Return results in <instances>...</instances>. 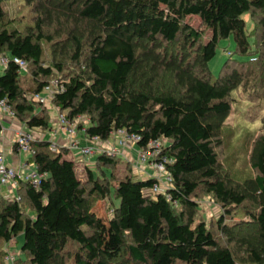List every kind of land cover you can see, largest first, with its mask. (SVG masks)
Here are the masks:
<instances>
[{
  "label": "trees",
  "instance_id": "1",
  "mask_svg": "<svg viewBox=\"0 0 264 264\" xmlns=\"http://www.w3.org/2000/svg\"><path fill=\"white\" fill-rule=\"evenodd\" d=\"M5 1L0 57L9 63L0 102L26 132L36 138L52 130L48 108L33 100L48 97L90 142L106 143L118 131L139 137L138 150L163 142L158 160L172 179L157 195L154 178L111 182L105 170L120 158L106 153L96 154L95 167L108 183L89 168L80 178L69 148L53 152L51 140L36 138L27 163L42 176L39 188L22 179L14 198L0 194V245L23 235L12 264H264V118L250 152L254 177L235 181L217 155L233 95L255 72L230 68L227 59L214 78L209 67L220 41L232 38L240 63L256 59L250 67L263 73L264 0H25L36 16L24 32L5 24ZM246 14L258 39L246 29ZM194 17L201 27L187 22ZM44 43L51 46L48 65ZM14 59L26 63L24 78ZM85 117L88 124L76 125ZM201 196L224 212L215 223L221 238L198 221ZM109 197L119 205L105 229L94 209ZM240 214L245 218L227 224ZM105 230L114 244L104 242ZM6 257L0 249V264Z\"/></svg>",
  "mask_w": 264,
  "mask_h": 264
},
{
  "label": "rangeland",
  "instance_id": "2",
  "mask_svg": "<svg viewBox=\"0 0 264 264\" xmlns=\"http://www.w3.org/2000/svg\"><path fill=\"white\" fill-rule=\"evenodd\" d=\"M3 11L6 15V23L9 29H18L20 31H25L28 28H31L35 24V13L33 12V7L29 6L25 0H8L2 3ZM243 19L246 21L247 26L246 29L251 37H256L258 39V31L256 30L257 23L253 21L249 14L243 16ZM187 22L190 25L199 28L200 20L196 17L188 18ZM44 48V61L45 64L48 65L51 56V46L47 43L43 44ZM253 49L258 51V48L253 45ZM235 45L232 38L227 40H222L219 43V47L217 49L216 57L209 64L211 74L214 78L219 76L221 69L225 61H227V65L233 69L242 68L247 70L251 68L250 73H254V82H248V88L243 90L239 89L234 93V102L232 105V111L229 116V119L226 123V126L222 133V142L223 145L221 148L217 149V155L219 159V163L228 175H230L235 181L242 182L248 178H252L256 175L255 171L251 168L250 165V152L253 144V140L257 137L261 131V120L264 118V71L260 73L257 69L253 70L251 64H255L256 59H250L247 62L248 64H241L240 62L245 61V59H241L239 56L234 54ZM255 52H251L250 56L253 58ZM250 64V65H249ZM4 66L0 65V76L3 74ZM256 74V75H255ZM24 78L25 73L21 74ZM52 91L56 89L58 86L57 78L51 80ZM250 81V80H249ZM26 83L30 84V79H26ZM46 109L49 110L50 120H57L58 111L52 107L50 101L47 100L45 104H42ZM79 123L88 124V118H80L79 122H76V125ZM82 135L79 132V138L81 139ZM117 138V137H116ZM78 143L81 144V140H78ZM119 139V138H118ZM117 139V140H118ZM96 143V142H95ZM109 143H113L112 140H109ZM163 143V142H162ZM97 144V148L105 150L112 149L102 148L104 143ZM118 146V144H116ZM84 148V147H81ZM126 149V146L122 147ZM8 153L12 154L11 146L9 148ZM115 155L110 156L111 158L120 157L118 160V164L116 168H113L111 171L114 172V179H111L110 170H105L106 176L111 180V182H116V179L124 180L126 175H132L134 169H130L129 160H126L120 151L115 152ZM119 155V156H117ZM124 155V153H123ZM126 155V154H125ZM133 159L136 161L138 159V155L135 151L130 154ZM107 156H109L107 154ZM6 160L8 159L5 156ZM66 158L73 160L76 163L78 176L80 178L85 177V170L87 168L91 169L93 172L100 176L103 183H108L105 179L104 173L101 172L100 169L95 167L96 157H83L75 151H70L67 154ZM22 166L21 170L26 168L24 171L25 174H30L35 172V167L33 164H28V166H24L26 164V156L21 155ZM9 161V160H8ZM9 165V162L8 164ZM11 166V165H10ZM19 167L17 169H20ZM154 172L150 170V176ZM139 180H142V177H139ZM112 184V183H111ZM113 187L111 190L113 191ZM13 198V197H11ZM200 204V215L198 217V221H205L208 228H211L213 233L221 238L219 231L217 230L215 223L224 216V212L220 208L216 202L210 197H202L199 200ZM119 201L116 198H108L105 201H99L95 204V212L97 216L104 222L103 227L106 229L107 219L111 217L110 210L113 206L118 207ZM243 214H240L236 219L227 218V224H233L238 222L239 220L244 219ZM104 242L106 245L114 244V239L108 234V232L104 233ZM23 243V235L19 234L15 240L10 242L9 244H1L0 249L4 250L7 253V257L5 258L6 264H12L13 260L17 258L19 255L20 247Z\"/></svg>",
  "mask_w": 264,
  "mask_h": 264
},
{
  "label": "built area",
  "instance_id": "3",
  "mask_svg": "<svg viewBox=\"0 0 264 264\" xmlns=\"http://www.w3.org/2000/svg\"><path fill=\"white\" fill-rule=\"evenodd\" d=\"M9 63V58L6 56L0 57V65L6 67ZM14 63H16L22 73H28L27 71V65L25 62L14 59ZM54 91L50 90L48 91V96L53 95ZM48 97H42L41 95H35L33 96V100L36 102H39L41 104H45ZM0 111H3L5 113H8L11 117H14L13 113L7 108L4 101L0 102ZM58 123L61 128V130L64 132H67L68 136H70L71 143L69 145V149L71 150H77V152L82 155L83 157L93 156L100 153H106L109 156L115 155L117 152L116 147H113L109 150H103L99 149L95 146L91 147H85L81 148L76 140H74L76 136V130L75 127L72 125H69V123L65 120V117L63 115L58 116ZM117 136H119L117 140V144L119 147H127V146H136V144L140 141V138L137 136H129L125 131H118ZM115 134V135H116ZM35 137L33 134L28 133L26 131H19L16 134L15 139V145L16 150L21 155H25L26 158H30L34 156L35 151L32 148V143L35 141ZM73 139V140H72ZM93 142H98L97 139H94ZM162 147V143L160 141L153 142L150 144L148 149L146 150H139V158H138V164L143 165L145 163L152 166L156 172L157 176L155 179L157 183L153 186L151 190L152 195H157L160 193H165L167 189L172 184L171 176L167 173L165 169V161L164 160H158V155L160 154V150ZM58 146L56 144H52L51 150L53 152L58 151ZM26 168H23V170L13 168L6 164L5 162V154L2 150H0V187L1 186H12L13 188L18 187V183L20 180L24 179L25 181L30 182L33 189H38L41 183L42 176L38 175L35 171L34 173L25 174L24 170Z\"/></svg>",
  "mask_w": 264,
  "mask_h": 264
},
{
  "label": "crops",
  "instance_id": "4",
  "mask_svg": "<svg viewBox=\"0 0 264 264\" xmlns=\"http://www.w3.org/2000/svg\"><path fill=\"white\" fill-rule=\"evenodd\" d=\"M57 119H58V117H57ZM0 122L3 125V129H2V132L0 134V150H2L4 152L5 156H7L8 159L6 160V163L8 164V162H9V166L11 165V167L16 168V169L18 167L20 168L22 166L21 154L18 153L16 149H14V143H15L17 132H19L21 130L26 131V128L23 125H21L19 122H17L15 120V118L9 116L7 113H5L3 111H0ZM52 122H53L52 130L48 131L47 133H42V134L38 133V135H35L36 138L51 140L54 144H56L58 146V148L59 147L69 148V145L71 143L70 136H68L66 133H64L60 130V126L58 125V120L54 119V121H52ZM80 133L82 135L81 139H78L79 133H76V137L74 138V140H76V141H77V139L82 141L81 144H79L80 142L78 143L80 147H84V148L85 147H91V146L97 147V144L101 145L100 143H102V142H99V141L96 143L93 141L90 142L87 139H85L82 132H80ZM116 137L117 136H114L113 138L110 139L113 141V143H109V141H108V142L103 144L102 148H104V149L108 148L109 149L111 147L112 148L116 147L117 151H120V153L122 152V155H120V156L121 157L126 156L124 158L126 160H129L128 163L130 164V169H134L133 174L131 176L135 180H139V177H142V180H146L149 178L155 179L156 177H158L156 170L152 166H150L149 164L145 163L143 165L140 164L139 166H137L138 159L135 161L133 159V157L130 155L133 151H135L138 155V158H139V150L136 146H127L126 149L119 147V146H116L117 139H118V137L117 138ZM10 146L12 149L11 155L8 153ZM123 153H124V155H123ZM93 156L96 157V155H93ZM117 156H119V155H117ZM88 157H90V156H88ZM24 166H28L27 160H26V164ZM150 170H152L154 172L151 176H150ZM0 194H2L5 197H8V198H11V197L14 198L16 195V188H13L12 186H1L0 187Z\"/></svg>",
  "mask_w": 264,
  "mask_h": 264
}]
</instances>
